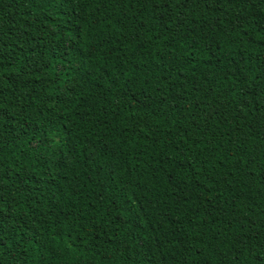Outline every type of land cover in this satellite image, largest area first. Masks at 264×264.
<instances>
[{"label":"trees","instance_id":"obj_1","mask_svg":"<svg viewBox=\"0 0 264 264\" xmlns=\"http://www.w3.org/2000/svg\"><path fill=\"white\" fill-rule=\"evenodd\" d=\"M0 264H264V0H0Z\"/></svg>","mask_w":264,"mask_h":264}]
</instances>
